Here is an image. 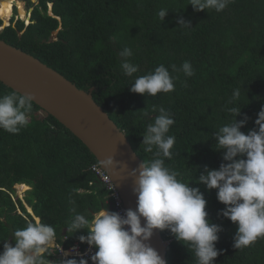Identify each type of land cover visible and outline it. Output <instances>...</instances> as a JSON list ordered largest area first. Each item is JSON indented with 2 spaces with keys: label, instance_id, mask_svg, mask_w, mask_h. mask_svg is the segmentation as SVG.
Here are the masks:
<instances>
[{
  "label": "trees",
  "instance_id": "obj_1",
  "mask_svg": "<svg viewBox=\"0 0 264 264\" xmlns=\"http://www.w3.org/2000/svg\"><path fill=\"white\" fill-rule=\"evenodd\" d=\"M49 1L54 16L47 14ZM188 3L38 0L30 23L24 26L20 19L11 20L0 30V39L37 57L77 88L94 87L93 99L123 131L142 162L152 160L156 151L154 147L152 153H145L142 144V134L156 115L151 109L155 105L168 110L175 121L168 135L176 140L173 158H165V166L178 170L189 187L201 190L208 219L222 227L216 243L221 254L214 264H264V238L235 249L236 225L217 215L226 207L217 200V190L196 182L205 165L217 169L223 162V150H214L212 134L234 119L227 108L241 106L237 120L243 114L249 117L242 132L256 127L254 121L264 105V0H231L221 12L195 11ZM162 8L169 9L163 21L158 17ZM180 19L191 28L178 26ZM58 27L57 39L46 42ZM124 47L132 49L130 62L138 69L131 77L120 69L119 52ZM185 61L192 65L191 77L172 71V65L179 69ZM160 64L178 77L174 91L156 96L130 91L136 77ZM237 88L241 90L239 101L229 103ZM12 92L16 91L0 81V95ZM94 162L98 161L82 141L34 102L27 127L17 134L0 129V252L6 242L15 245L14 230L34 220L23 201L42 223L54 227L60 244L77 241L83 249L87 244L78 237L87 235V230L72 235L66 226L73 207L89 216L108 208L106 191L90 169ZM16 183L30 186L23 200L13 199ZM160 233L168 241L166 264H196L191 249L168 230ZM51 252L48 259L58 261L55 249Z\"/></svg>",
  "mask_w": 264,
  "mask_h": 264
},
{
  "label": "clouds",
  "instance_id": "obj_2",
  "mask_svg": "<svg viewBox=\"0 0 264 264\" xmlns=\"http://www.w3.org/2000/svg\"><path fill=\"white\" fill-rule=\"evenodd\" d=\"M230 2L231 0H189L188 4L195 11L212 9L221 12ZM47 3H51L52 7V2ZM15 6L12 5L8 25L11 20L14 23L19 19ZM51 7L49 15L54 16ZM168 11L167 8L159 10L158 17L161 21ZM177 23L178 26L191 28L190 23L183 19ZM3 27L0 24V30ZM59 29L53 30L56 31V39ZM21 33L22 31H18L19 35ZM49 39L50 36L46 42ZM51 39L50 42L56 40L52 37ZM132 55V49L128 47L122 48L119 52L122 58L121 72L129 77L138 71L130 62ZM171 68L173 72L182 71L187 77L194 75L192 65L188 61L183 62L179 69L176 65H172ZM176 79L178 77H173L169 69L160 64L153 71L136 77L130 91L141 95L147 93L150 96H156L161 92L169 93L175 90ZM184 86L187 87L186 82ZM240 96V88L235 89L229 103L239 101ZM33 101L34 96L31 94L12 92L0 95V129L17 134L21 128L27 127ZM226 110L234 114V119L220 126L212 134L216 141L214 150H223V162L217 169H210L205 165L196 182L204 184L208 190H217V200L226 206L217 215L229 219L236 225L233 247L242 249L255 243L259 238H264V105L261 106L254 121L256 127L249 129L247 133L241 131L249 120L247 114H243L240 120L236 119L241 115V106H233ZM151 112L156 115L142 134V144L145 146L143 149L145 153H152L155 147L154 158L149 162L144 161L130 173L134 178L136 208L125 209L121 214L106 207L91 212L89 216L77 212L73 207L66 226L67 232L73 235L80 230H90L87 235H80L78 239L81 243L96 249L90 257L92 264H166L149 243L154 230H168L177 241L194 252L196 264H214L221 254L216 243L219 240L218 234L223 229L208 219L207 200L201 190L198 187H189V183L179 178L181 173L178 170L165 166V158L168 160L173 158L171 149L176 140L174 135H168L175 123L171 113L164 107L155 105ZM102 162L106 168L114 164L111 157ZM27 186L29 189L30 186ZM70 202L75 204L71 194ZM23 203L34 220L12 232L11 238L15 245L4 243L3 251L0 252V264H89V260L79 253L78 259L72 257L58 261L49 260L48 256L52 255L51 249L54 244L59 243L55 229L49 224L42 223L32 208L24 201ZM17 211L21 214L19 209ZM72 243L64 247L67 248ZM74 251L75 249L63 251V256L69 257Z\"/></svg>",
  "mask_w": 264,
  "mask_h": 264
},
{
  "label": "water",
  "instance_id": "obj_3",
  "mask_svg": "<svg viewBox=\"0 0 264 264\" xmlns=\"http://www.w3.org/2000/svg\"><path fill=\"white\" fill-rule=\"evenodd\" d=\"M51 40L50 37L48 42ZM0 81L18 93L33 95L36 105L78 137L111 176L126 209L136 208L134 178L130 173L143 162L123 131L93 99L94 87L87 91L77 88L37 57L1 39ZM110 157L114 164L106 168L102 161ZM167 242L160 230H154L149 241L165 261Z\"/></svg>",
  "mask_w": 264,
  "mask_h": 264
},
{
  "label": "built area",
  "instance_id": "obj_4",
  "mask_svg": "<svg viewBox=\"0 0 264 264\" xmlns=\"http://www.w3.org/2000/svg\"><path fill=\"white\" fill-rule=\"evenodd\" d=\"M91 171L95 174L97 177V180L102 185V187L106 191V203L108 205V209L110 211H116L123 214V211L126 209L124 202L122 200V197L116 188L115 184L113 183L111 176L101 167V165L98 162H94L90 166ZM53 249H55L54 255L58 260L77 257L80 258L77 253L82 254L84 258L89 260V264H92V261L90 259L91 255L95 253L94 248H90L88 245H86L83 249L81 248L80 244L78 242H74L71 245H69L67 248H65L62 244L56 243L54 244ZM75 249L74 252H72V255L69 257L63 256V251H69ZM63 250V251H62Z\"/></svg>",
  "mask_w": 264,
  "mask_h": 264
},
{
  "label": "rangeland",
  "instance_id": "obj_5",
  "mask_svg": "<svg viewBox=\"0 0 264 264\" xmlns=\"http://www.w3.org/2000/svg\"><path fill=\"white\" fill-rule=\"evenodd\" d=\"M21 2V6H23V9H24V13H20L18 7L16 4L14 3H9V8L11 9V12H12V5H16L15 6V12L17 14V16L19 17V19H21L23 21V24L26 25L29 21H30V9L33 8L34 6H36L38 4V0H19ZM46 7H47V14L50 13L49 9L51 7V3H47L46 4ZM40 8V6H39ZM32 10V9H31ZM41 10V9H40ZM14 11V10H13ZM42 11V10H41ZM43 13V12H41ZM10 17V16H9ZM16 18V17H14ZM1 26H6L8 25L7 22L8 19L6 20V22H4L3 18L1 17ZM60 28V27H58ZM55 33L56 31H53L50 35V37H52L53 39H56V36H55ZM38 113L41 115L42 113L38 111ZM20 187V188H19ZM24 186H19L18 184H15L14 185V188H15V193L13 194V199H16L17 197L18 198H24V195H25V189H23Z\"/></svg>",
  "mask_w": 264,
  "mask_h": 264
},
{
  "label": "bare ground",
  "instance_id": "obj_6",
  "mask_svg": "<svg viewBox=\"0 0 264 264\" xmlns=\"http://www.w3.org/2000/svg\"><path fill=\"white\" fill-rule=\"evenodd\" d=\"M9 3H14L17 5L20 13H24L23 6H21V2L19 0H0V17L3 18L4 22H6L7 19H9V16L11 15V9L9 8ZM99 183V182H98ZM19 186H24L23 189H27L28 186L26 184H18ZM20 188V187H19ZM28 210L29 207H28Z\"/></svg>",
  "mask_w": 264,
  "mask_h": 264
},
{
  "label": "crops",
  "instance_id": "obj_7",
  "mask_svg": "<svg viewBox=\"0 0 264 264\" xmlns=\"http://www.w3.org/2000/svg\"><path fill=\"white\" fill-rule=\"evenodd\" d=\"M76 242V241H75Z\"/></svg>",
  "mask_w": 264,
  "mask_h": 264
}]
</instances>
